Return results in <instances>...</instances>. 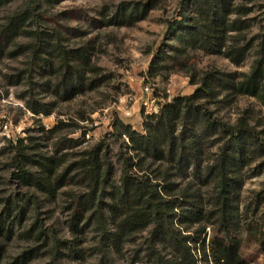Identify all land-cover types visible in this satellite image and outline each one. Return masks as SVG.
Here are the masks:
<instances>
[{
	"label": "rangeland",
	"instance_id": "374dc122",
	"mask_svg": "<svg viewBox=\"0 0 264 264\" xmlns=\"http://www.w3.org/2000/svg\"><path fill=\"white\" fill-rule=\"evenodd\" d=\"M182 2L0 0V120L8 117L24 130L12 142L0 129L4 228L0 264H151L147 244L152 222L120 239L116 246L111 243L131 212L121 199L122 191L115 199L111 195L118 192L124 159L131 156L128 140L117 135V123L143 133L146 86L160 104H170L174 98L193 93L196 87L189 83L191 76L213 69L248 74L264 33V0H236V5L247 10L241 19L250 26L239 37V45L253 46L239 66L200 51L177 57L173 53L176 44L166 28L178 18ZM124 11L134 13L130 21L109 25L116 13ZM137 15L144 17L137 21ZM12 21H17L14 33L8 27ZM42 45L54 50L42 56L43 60ZM56 49L61 54L73 50L80 58L79 66L85 60V67H78L79 79L69 96L55 89L63 74ZM159 53L162 61L155 63ZM218 100L202 103L203 108L221 124L249 129L264 147V108L248 97L224 103H220L222 97ZM127 111L131 112L129 118L124 116ZM212 142L201 145V164L182 175L169 164L135 158L128 175L131 180H149L163 200H178L174 209H168V219L183 233L196 239L204 227L201 239L206 241L226 234L240 242L243 258L252 264L261 256L255 240L264 233V152L228 171L231 181L241 182L240 215L225 232L215 217L208 218L216 213L215 165L223 144ZM101 144L107 148L111 176L105 193L97 194L90 205L85 203L89 190L80 168ZM163 189L171 192L167 195ZM97 204L101 209L96 212ZM194 210L202 215L199 224L191 222ZM106 235H110L108 240Z\"/></svg>",
	"mask_w": 264,
	"mask_h": 264
},
{
	"label": "trees",
	"instance_id": "16d2710c",
	"mask_svg": "<svg viewBox=\"0 0 264 264\" xmlns=\"http://www.w3.org/2000/svg\"><path fill=\"white\" fill-rule=\"evenodd\" d=\"M235 2L236 0H183L178 18L168 23L166 28L168 37L176 44L173 50L175 56L183 57L188 52L200 51L205 55L221 56L233 65L239 66L253 46L239 45V37L250 26L245 25L241 19L248 14L247 10ZM116 14L118 17L113 18L109 25L126 23L134 15L126 11ZM142 17L144 16L137 15V21ZM17 21H12L8 26L12 33L15 31L14 25H17ZM42 47L43 49L39 48L41 60L42 56L51 55L54 51L45 45ZM256 48L255 59L248 74L226 73L213 69L202 76H191L189 83L196 87L193 93L174 98L170 104H162L158 114L142 115V134L130 125L117 123V135L128 140L126 148L131 156L124 159L120 176L121 186L117 193L112 191L111 195L115 199L114 195L116 197L122 191L121 199L124 200V204H128L126 206L131 212L121 226H118L115 238L111 240L114 246L120 239L129 236L136 229H145L152 222L153 227L147 244V257L151 264H250L242 256L240 242L230 240L226 234L223 237H210L206 241L205 238L201 239L204 227L196 239L175 227L168 219V209H174L178 200L174 198L171 201L163 200L156 186L149 180H131L128 170L134 167L135 158L140 161L150 160L152 163L169 164L182 175L187 169L201 164V145L204 142L212 140L213 144L223 143L220 146L221 155L215 165L218 180L216 213L211 212L208 218L215 217L225 232L231 225H235L240 215L241 182L231 181L228 171H233L232 168L240 167L245 161L262 155L264 147L258 137L242 125L234 127L213 119L208 110L203 108L202 103L214 104L220 97L223 101L220 103L232 102L236 97H248L255 99L264 108V33L259 38ZM57 54L63 74L55 89L59 94L69 96L79 79L78 67L82 70L86 65L85 60H82L79 66L80 58L73 55V50L66 51L65 54L57 51ZM162 57V53H159L155 63L161 62ZM49 66L52 67L50 62ZM33 111L36 114L40 113ZM214 137L218 139L214 140ZM111 169L106 146L98 145L80 168L81 177L89 190L85 196V203L92 205L97 194L105 193V189L109 187ZM163 192L168 195L171 190L163 189ZM99 206L97 204L96 212L101 209ZM110 211L114 215L113 207ZM18 214L22 216L23 212L20 210ZM151 215H154L152 220ZM190 217L191 222L199 224L202 215L194 210ZM1 218L0 216V232L4 231ZM104 237L108 240L110 235ZM255 242L259 254L264 255V233ZM21 263L23 264V261Z\"/></svg>",
	"mask_w": 264,
	"mask_h": 264
},
{
	"label": "built area",
	"instance_id": "2783aa9c",
	"mask_svg": "<svg viewBox=\"0 0 264 264\" xmlns=\"http://www.w3.org/2000/svg\"><path fill=\"white\" fill-rule=\"evenodd\" d=\"M143 94L145 95V100L142 102L141 114L144 116L158 114L162 104L154 97L151 88L148 86L144 87ZM124 116L129 118L131 112H125ZM0 129L2 134L12 142L17 141L24 133L21 124H14L8 117H3L0 120Z\"/></svg>",
	"mask_w": 264,
	"mask_h": 264
},
{
	"label": "crops",
	"instance_id": "0c3cea01",
	"mask_svg": "<svg viewBox=\"0 0 264 264\" xmlns=\"http://www.w3.org/2000/svg\"><path fill=\"white\" fill-rule=\"evenodd\" d=\"M252 264H264V255L259 256Z\"/></svg>",
	"mask_w": 264,
	"mask_h": 264
}]
</instances>
